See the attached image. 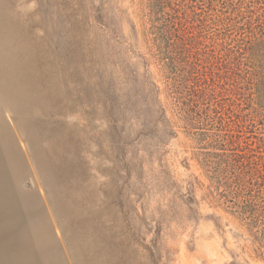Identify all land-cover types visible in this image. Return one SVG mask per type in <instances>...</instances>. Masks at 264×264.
<instances>
[{"label": "rangeland", "instance_id": "374dc122", "mask_svg": "<svg viewBox=\"0 0 264 264\" xmlns=\"http://www.w3.org/2000/svg\"><path fill=\"white\" fill-rule=\"evenodd\" d=\"M182 1L211 104L239 121L229 153L264 189V88L230 71L235 37L211 26L229 10ZM148 29L146 0H0V264H264L174 117Z\"/></svg>", "mask_w": 264, "mask_h": 264}, {"label": "trees", "instance_id": "16d2710c", "mask_svg": "<svg viewBox=\"0 0 264 264\" xmlns=\"http://www.w3.org/2000/svg\"><path fill=\"white\" fill-rule=\"evenodd\" d=\"M217 1L229 12L220 23L213 19L211 26L219 27L225 22L224 27L235 37L230 71L236 72L234 75L244 73L249 90L260 94L264 88V1ZM182 3V0H146L148 31L165 79L169 104L175 119L185 130H193V139L207 150L202 162L217 190L220 204L244 224L253 239L256 254L264 260V189H258L259 184L252 182L247 164L236 154L229 153L239 121L233 122L228 130L229 126L223 125V118L211 104L216 92L214 78L207 66L200 65L193 51L195 43H190L192 41L185 35L187 27L192 26L182 16ZM210 3L209 9L216 10V5ZM201 26L210 27L206 20ZM208 75L213 81L211 85ZM232 82V85L237 83L234 79Z\"/></svg>", "mask_w": 264, "mask_h": 264}]
</instances>
